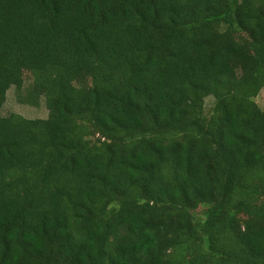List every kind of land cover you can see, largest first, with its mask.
I'll return each mask as SVG.
<instances>
[{"label":"trees","instance_id":"trees-1","mask_svg":"<svg viewBox=\"0 0 264 264\" xmlns=\"http://www.w3.org/2000/svg\"><path fill=\"white\" fill-rule=\"evenodd\" d=\"M263 87L264 0H0V264H264Z\"/></svg>","mask_w":264,"mask_h":264},{"label":"rangeland","instance_id":"rangeland-1","mask_svg":"<svg viewBox=\"0 0 264 264\" xmlns=\"http://www.w3.org/2000/svg\"><path fill=\"white\" fill-rule=\"evenodd\" d=\"M238 39L240 41H248L247 34H240ZM25 78L29 80L31 78L30 73H25ZM30 86V82H25L22 95L24 96ZM255 100L262 106L264 103V87L260 91L259 95L255 98ZM214 104V98L209 96L205 99V110H209ZM11 112H18L22 115L29 118H40L48 116V108L45 103V99L40 98L39 105H31L29 103H25L19 99V96L16 92L15 87H11L7 92V100L3 106L2 113L7 115Z\"/></svg>","mask_w":264,"mask_h":264}]
</instances>
